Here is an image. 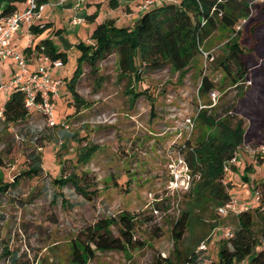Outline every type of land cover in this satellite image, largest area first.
I'll return each instance as SVG.
<instances>
[{
  "label": "rangeland",
  "instance_id": "374dc122",
  "mask_svg": "<svg viewBox=\"0 0 264 264\" xmlns=\"http://www.w3.org/2000/svg\"><path fill=\"white\" fill-rule=\"evenodd\" d=\"M119 1H127L135 10L139 0ZM245 1H250L251 15L238 26L239 44L247 54L248 76L237 88L224 82L217 71L225 44L233 35L219 29L183 71L169 66L154 71L142 69L136 83L118 72L115 56L98 64L96 73L84 66L76 92L86 105L75 110L66 84L77 65L79 44L92 43L93 27L114 8L110 0H95L91 11H98V15L96 12L93 25L82 21L73 26L70 21L76 14L55 7L56 0H46L40 21L50 22L51 28L39 37L31 35L29 46L50 37L55 49L66 55L65 64L51 72L53 78L62 81L52 114L56 124L65 122L68 129L45 128L34 140L26 122L8 125L0 121V156L4 161L0 183L11 185L0 192V264H9L12 254L22 264H72L71 247L81 230L102 220L115 223L126 213L137 218L134 239L141 246L126 253L97 252L86 264H180L191 253L197 256L196 264L216 261L226 228L233 233L237 228L234 217L219 216L209 207L204 210L202 202L190 206L192 202L187 203L185 193L173 194L167 189L172 170L179 169L178 161L186 162L188 157L186 150L180 151L184 143L212 134L196 121L197 112L203 108V100L197 96L202 75L213 77L217 85L213 95L207 97L215 107L212 114L224 116V110L231 107L246 131L234 169L228 167L224 173V185L240 206L264 211V206L257 208L259 199L254 198L252 190L264 178V161L261 164L258 159L264 147V0ZM115 14L119 16L118 27L131 26L136 20L126 19L118 11ZM201 52H210L213 61L205 60ZM36 62L34 55L28 58L31 71L37 69ZM10 73L8 65L2 67L3 81ZM130 88L145 94L133 98ZM8 96L0 92V106ZM32 119L37 122L39 116L32 115ZM20 134H24L23 141L15 139ZM86 149L89 158L79 161ZM32 157L38 158L40 170L27 177L23 173ZM190 172L192 188L199 178L193 170ZM73 175L81 179L86 196L70 182L65 186L54 184V179ZM156 203L160 210H155ZM187 207L192 212L191 220L178 259L171 223ZM110 229L114 236L119 235L117 225L111 224Z\"/></svg>",
  "mask_w": 264,
  "mask_h": 264
},
{
  "label": "trees",
  "instance_id": "16d2710c",
  "mask_svg": "<svg viewBox=\"0 0 264 264\" xmlns=\"http://www.w3.org/2000/svg\"><path fill=\"white\" fill-rule=\"evenodd\" d=\"M26 1L0 0V16H10ZM40 2L47 3L46 0ZM117 3L116 0H110L112 5L117 6ZM250 15V1L176 0V3L162 4L143 11L129 27H118L114 19L98 24L90 36L92 43L79 44L77 65L66 84L74 102V109L78 110L86 105L76 92L84 66L96 73L98 64L110 56H115L118 72L136 83L139 82L142 69L154 71L169 66L177 72L183 71L198 55L200 47L219 29H226L233 35L225 44L226 52L224 58L218 61L217 71L223 76L224 82L229 81L237 88L248 76V65L246 51L239 44L241 31L236 27L240 21L249 20ZM95 17L96 14H93L87 16L86 20H94ZM50 28L51 23L40 22L31 26L29 33L39 37ZM23 53L29 57L45 55L52 61L60 60L62 64L67 60L65 53L58 52L49 37L41 39L33 49L23 50ZM213 80L211 76H201L197 96L203 100V108L196 114L197 124L201 128L211 130L212 134L204 135L194 143L186 141L180 151L184 153L186 150L187 166L199 177L195 186L183 195L187 197V203L192 202V206L193 203L202 202V209L209 207L217 212L219 207L228 204L232 198L224 185V166L243 145L246 131L243 120L233 116L231 107L224 110V116L212 114L215 107H211L207 97L217 88ZM128 92L133 98L145 94L137 93L132 88ZM3 115V122L8 125L22 124L29 120L21 93L13 91L9 94L3 104ZM89 156L90 151L86 149L79 155V161H85ZM258 156L262 164L264 155ZM29 161V169L23 175L35 176L40 170L38 158L32 157ZM3 165L4 161L0 156V171ZM229 167L234 169V165ZM246 169L251 171L250 166ZM80 180L73 175L72 178L54 179V184L65 186L70 182L86 196ZM82 181L85 184V179ZM10 186L0 183V192L7 191ZM252 190L259 195L257 208H262L264 178L254 184ZM158 205L155 204V210H160ZM191 213V209L187 207L171 223L170 235L178 259L181 257L179 246L189 229ZM233 217L237 228L231 238L220 240L217 260L209 264H264V211L248 209ZM111 224L118 226V236L113 235ZM136 224L137 218L126 213L120 215L115 223L102 220L81 230L71 247L72 264H86L97 252L126 253L139 248L141 243L134 239ZM196 258L197 256L191 253L189 257L181 260L180 264H196ZM9 264L22 263L16 254H12Z\"/></svg>",
  "mask_w": 264,
  "mask_h": 264
},
{
  "label": "built area",
  "instance_id": "2783aa9c",
  "mask_svg": "<svg viewBox=\"0 0 264 264\" xmlns=\"http://www.w3.org/2000/svg\"><path fill=\"white\" fill-rule=\"evenodd\" d=\"M67 0H58V5H62ZM76 8L79 7L83 0H76ZM224 1V0H220ZM176 3V0H141L138 4L140 12L157 7L162 4ZM22 8L17 10L10 16H0V92L8 94L13 91L19 92L23 96V105L28 113L29 120L25 123L26 130L32 134V138L37 140L45 128L60 127L68 129L65 122L56 124L53 120L52 108L59 97L62 81L52 77V70L61 67L63 64L60 60H50L45 55L35 57L37 59V69L31 71L28 68L27 60L30 57L19 52L14 45L19 35H23L25 39H30L31 34L29 28L41 21V13L45 10L46 5L40 0H27ZM75 8V9H76ZM246 20L240 21L244 23ZM81 19L74 17L70 23L77 26ZM239 30V26L236 27ZM26 30V31H25ZM25 31V32H24ZM31 48L27 41L24 50ZM33 49V48H31ZM205 60L213 61V55L210 52H201ZM49 63L50 67L46 66ZM8 65L11 69L6 81H3L2 67ZM200 85V84H199ZM213 95V92H211ZM32 115H38L41 123L32 119ZM4 120L3 105L0 106V121ZM36 122V123H35ZM16 140H24V134L15 135ZM252 152V150H250ZM264 155V147H261ZM237 153L224 166V172L228 171L229 165L236 163ZM179 169L172 170L167 189L173 194L189 192L192 185V176L189 167L185 161H178ZM199 178V177H198ZM254 198L259 199L258 193H254ZM248 207L240 206L233 198L230 202L217 209L219 216H236L243 211H247ZM233 231L226 228L224 236L226 239L231 238ZM204 247L202 246L201 249Z\"/></svg>",
  "mask_w": 264,
  "mask_h": 264
},
{
  "label": "crops",
  "instance_id": "0c3cea01",
  "mask_svg": "<svg viewBox=\"0 0 264 264\" xmlns=\"http://www.w3.org/2000/svg\"><path fill=\"white\" fill-rule=\"evenodd\" d=\"M116 1L118 2L117 6L115 4L114 5L109 4L112 8H114V10H112V11L110 10L109 12L105 13L104 14L105 16L102 18L103 19L102 22H100L98 24H101V23H103L104 21H106L108 19H114L116 21V25H117V21L119 20V16L115 17V15H116L115 13L117 11L119 12V15H121L122 17H124L126 19H130V18L137 19L141 15L142 12H140L139 9H138V4L141 2V0H139L138 2L135 3L136 6H137V9H135V10L132 7H130V4H128L127 1H125L123 3L121 1H119V0H116ZM57 3H58V0H56V2L54 3L55 7L62 9V11H64L65 13H74V14H76L75 17L76 18L78 17L79 19L84 21V23H92L91 25H93V22H92L93 20L92 19L86 20V17L90 16V15H93L96 12H97V15H98V11H94V12L91 11V9H92L91 6L95 3V0H83V2L80 3L78 8L75 7L76 4H77L76 0H67L62 5H58ZM21 8H22V6H21ZM94 19H95L94 20V22H95L97 18H94ZM47 23H48V21H47ZM98 24H96V26ZM95 27H93L92 31L94 30ZM126 27H129V26H126ZM37 40L38 41L33 43L32 48L41 39H37ZM27 41L30 42V39H25V37H23V35L21 34L15 40L14 45L16 46V49L20 48L21 52H22L24 50V47H25Z\"/></svg>",
  "mask_w": 264,
  "mask_h": 264
}]
</instances>
